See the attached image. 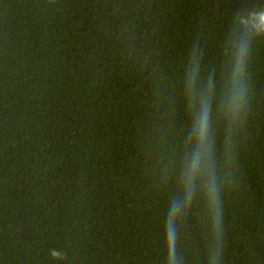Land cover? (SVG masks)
I'll return each instance as SVG.
<instances>
[{"label": "trees", "instance_id": "trees-1", "mask_svg": "<svg viewBox=\"0 0 264 264\" xmlns=\"http://www.w3.org/2000/svg\"><path fill=\"white\" fill-rule=\"evenodd\" d=\"M254 12L264 0H0V264H264Z\"/></svg>", "mask_w": 264, "mask_h": 264}, {"label": "clouds", "instance_id": "clouds-1", "mask_svg": "<svg viewBox=\"0 0 264 264\" xmlns=\"http://www.w3.org/2000/svg\"><path fill=\"white\" fill-rule=\"evenodd\" d=\"M243 49H241L240 54L237 57L236 64H235V75L239 76L240 73L243 71ZM238 94L242 97V91L237 90ZM208 113L205 108H201L198 113V117L195 121L193 127V136L197 144V150L193 152L192 158L188 164V171L186 174V182L190 183L195 178V173L198 171V166L200 164V156L201 153L199 151V147L203 144L205 140V136L208 129ZM169 241L170 244L174 242V238L171 232H169Z\"/></svg>", "mask_w": 264, "mask_h": 264}, {"label": "snow or ice", "instance_id": "snow-or-ice-1", "mask_svg": "<svg viewBox=\"0 0 264 264\" xmlns=\"http://www.w3.org/2000/svg\"><path fill=\"white\" fill-rule=\"evenodd\" d=\"M247 3V8H254V7H259L261 4V0H246ZM253 16H257L261 19H264V12H259V13H250Z\"/></svg>", "mask_w": 264, "mask_h": 264}]
</instances>
